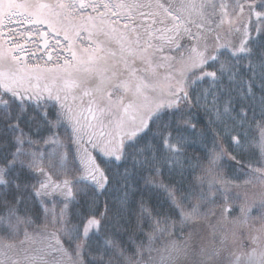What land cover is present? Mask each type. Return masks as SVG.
I'll use <instances>...</instances> for the list:
<instances>
[{
	"label": "snow or ice",
	"instance_id": "1",
	"mask_svg": "<svg viewBox=\"0 0 264 264\" xmlns=\"http://www.w3.org/2000/svg\"><path fill=\"white\" fill-rule=\"evenodd\" d=\"M13 22L67 58L0 44V264H264V0H0Z\"/></svg>",
	"mask_w": 264,
	"mask_h": 264
},
{
	"label": "trees",
	"instance_id": "2",
	"mask_svg": "<svg viewBox=\"0 0 264 264\" xmlns=\"http://www.w3.org/2000/svg\"><path fill=\"white\" fill-rule=\"evenodd\" d=\"M94 1H96V0H93L92 3H94ZM108 2H110L111 4H117V3H121V2H125V3H135V2H139V0H108ZM162 2H163V0H162ZM104 3L105 2H102V3H99V4H104ZM100 11L101 12H104L105 9H103L101 7ZM76 15H77V17H79L81 15V13L80 12L79 13L77 12ZM96 15H97V13L93 12L91 8H88V9H86V11L83 12V16H85V17H87V16H96ZM109 17H110L111 21L116 24V26H117V28L119 30H122L124 24H126V23L129 24V25L132 24V20L131 19H122L120 17H113V16H111V13H109ZM77 23H80V21L77 20ZM157 27H159V25ZM224 27L227 28V23H225V26ZM42 28H44L45 30H47L46 27H42ZM89 39H91L92 45H90L88 43ZM99 39L103 40L105 38L103 36H100ZM60 40H61L60 43L61 44H64V47L67 48L68 47V44L63 40V34H61ZM7 41H11V43L13 42L9 38V36L6 35L5 32L4 33L2 32V27H0V44H2L3 47H5V48L11 47V43H9ZM96 42H98L97 36L96 35H93V36L89 37L88 31H84L82 33V35L80 36L79 39H76L75 38V34L73 33V40H72V43H73V46H74L73 47V50H78V49H83V48H90ZM161 43L164 46V51L161 52V53H158L157 54L158 57H160V56L178 55L177 53H173V52L168 51V45L166 43H164L163 41ZM15 44L22 46V48L24 50V47H23L24 44H18V43H15ZM60 51H61L60 53L62 54V57L60 58L59 61L55 62L52 65L50 64V65H47V66H41V65L40 66L41 67L51 68V67H54L56 65H63L64 59L67 58V55L65 54V52L63 51V49L60 48ZM15 54L20 57L21 62L23 64H26L28 66L37 65V64H30L29 63L30 59H28V56L26 54H24L23 51H17ZM69 71H71V69H69ZM70 99H71V97H70ZM77 104L78 105L80 104L79 98L77 99ZM80 107H81V111H82V114H83V118H82L81 122L84 123L86 127H87V124L88 123L96 124L97 125L96 131L98 132L100 130L99 129V126H98V123H97V121H95V120L92 119V114L88 112V101H87V98L85 99L84 104L82 106H80ZM84 118H86V119H84ZM252 135L255 136L257 138V140H258V138H259L258 131L253 132ZM253 154H254L253 155V158L254 159H258L260 157V150H259L258 147H254L253 148ZM246 191L249 194V202H251V200L255 196L258 195V189H255V188H251L250 187V188L246 189ZM100 200H101V206H103L104 197L101 196L100 197ZM238 213H239V208H237V211L236 212L232 213V217H235L236 215H238ZM257 215H258V212L257 211H254L252 213V217L253 218H255ZM217 219H219V215H218ZM215 221L216 220H213V222H215ZM215 223H217V221ZM249 223H252V220L251 219L249 220ZM223 226L226 227V228H231L232 227L231 224H225Z\"/></svg>",
	"mask_w": 264,
	"mask_h": 264
},
{
	"label": "rangeland",
	"instance_id": "3",
	"mask_svg": "<svg viewBox=\"0 0 264 264\" xmlns=\"http://www.w3.org/2000/svg\"><path fill=\"white\" fill-rule=\"evenodd\" d=\"M93 0H84L86 4H92ZM78 2V0H77ZM108 3V0H96L94 3L99 4V3ZM86 11V10H85ZM113 11H115L113 9ZM79 13V11H78ZM7 24L8 22L5 21ZM43 28H40L39 31H37L35 28L29 25H24L20 24L17 25L14 22L7 27H2V32L6 33L7 36L13 41L12 43H18V44H25L23 53L28 56V59H30L29 63L30 64H38L41 66H47V65H52L55 62L59 61L60 58L62 57V54L60 53V48L56 43V38L54 35H49L48 38L50 40V47L53 49V58L51 62H46L44 59L45 53H42L39 48V39H38V34ZM47 31V30H46ZM11 32V35H10ZM23 33V35H21ZM29 37V39H28ZM61 42V40H60ZM216 222V221H215ZM212 221V223H215Z\"/></svg>",
	"mask_w": 264,
	"mask_h": 264
},
{
	"label": "water",
	"instance_id": "4",
	"mask_svg": "<svg viewBox=\"0 0 264 264\" xmlns=\"http://www.w3.org/2000/svg\"><path fill=\"white\" fill-rule=\"evenodd\" d=\"M42 32H44V31H42ZM39 39H40V44H39L40 49L42 51L46 50L49 47V41H48V39H47V42H45V38L42 37V36H40V35H39ZM49 57L52 58V50H48V52L45 55V59L47 61H50L51 59H49Z\"/></svg>",
	"mask_w": 264,
	"mask_h": 264
}]
</instances>
